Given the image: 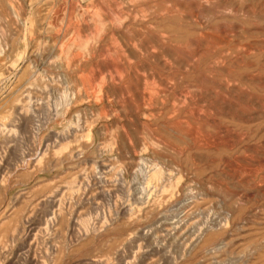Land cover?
Listing matches in <instances>:
<instances>
[{
	"label": "rangeland",
	"instance_id": "obj_1",
	"mask_svg": "<svg viewBox=\"0 0 264 264\" xmlns=\"http://www.w3.org/2000/svg\"><path fill=\"white\" fill-rule=\"evenodd\" d=\"M0 264H264V0H0Z\"/></svg>",
	"mask_w": 264,
	"mask_h": 264
}]
</instances>
